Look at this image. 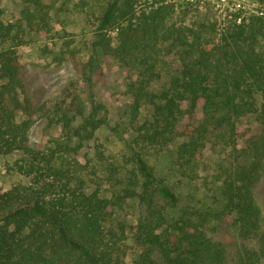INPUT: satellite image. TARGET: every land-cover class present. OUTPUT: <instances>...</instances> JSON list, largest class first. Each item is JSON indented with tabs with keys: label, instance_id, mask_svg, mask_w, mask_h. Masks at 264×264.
I'll return each instance as SVG.
<instances>
[{
	"label": "trees",
	"instance_id": "obj_1",
	"mask_svg": "<svg viewBox=\"0 0 264 264\" xmlns=\"http://www.w3.org/2000/svg\"><path fill=\"white\" fill-rule=\"evenodd\" d=\"M57 11L52 0H21L14 20L0 10V155L20 152L12 169L27 179L0 191V264H127L133 248L132 264H264L255 197L264 165V12L223 16L174 0H102L97 11L79 10L93 27L89 54L75 85L38 109L59 134L31 147L19 49L42 38L61 42L60 61L74 55L69 34L54 28ZM109 60L134 73L125 86L128 139L113 160L92 162L82 151L107 123L97 91ZM247 117L258 131L244 126ZM169 146L177 183L206 173L220 207L201 208L156 175L146 157ZM130 203L133 222L116 220Z\"/></svg>",
	"mask_w": 264,
	"mask_h": 264
},
{
	"label": "rangeland",
	"instance_id": "obj_2",
	"mask_svg": "<svg viewBox=\"0 0 264 264\" xmlns=\"http://www.w3.org/2000/svg\"><path fill=\"white\" fill-rule=\"evenodd\" d=\"M177 4L197 1L200 5H209L216 15L232 12L240 9L242 13L264 12V5H260L254 0H174ZM53 6L58 9L55 16L54 28L65 29L69 34L67 39L72 40L71 47L76 50L72 56L65 55V59L60 61L61 42L55 44L42 38H36L30 45L19 49L21 68L19 78L22 81L25 95L30 103L31 126L28 130V145L36 147L43 144L49 137L57 136L60 132L59 126L48 125L47 118L38 111L40 106L54 100L65 88L75 85L81 75L82 61L89 54V40L92 37L91 27L86 22L84 13L79 10L97 11L102 0H52ZM21 0H0V10L5 20H14L19 15ZM217 10V11H216ZM204 11V10H203ZM258 11V12H257ZM221 16V15H220ZM51 50L49 53L44 49ZM108 68L110 77L104 86H101L97 94L101 98L107 114V123L102 126L94 139L88 142L86 152L92 162L100 160L111 161L121 151L124 152L128 132L127 115L129 95L125 86L134 77V73L122 68L116 61L109 60ZM160 83H162L159 80ZM185 104L183 105V108ZM146 113L147 109H143ZM142 111V112H143ZM198 109V113H199ZM18 116L25 119V114L21 109L17 110ZM188 121L184 118L179 129ZM245 127H252L253 131H258V126L252 117L244 119ZM241 145V143L239 144ZM174 148L166 147L157 155L152 154L146 157L147 162L153 167L157 176L165 178L171 186L182 195L190 193L201 208L220 207L221 203L216 202L214 193L207 191L204 187L206 173H200V177L193 183L178 184V176L172 164ZM218 152L211 153L210 162H213ZM22 158L20 152H12L0 155V191H6L11 186L23 183L27 179L19 175L12 169L15 161ZM106 163V162H104ZM104 176V175H102ZM105 190V189H104ZM108 196V193H102ZM255 197L260 211L261 229L264 231V165L261 177L255 187ZM135 204L130 203L123 210L117 212L116 220H125L126 223L133 222L135 216ZM128 243L132 245V241ZM133 248L125 257L127 264H132L136 255Z\"/></svg>",
	"mask_w": 264,
	"mask_h": 264
}]
</instances>
